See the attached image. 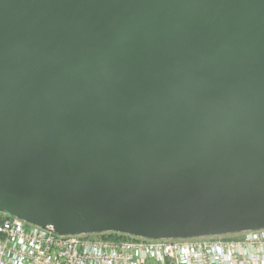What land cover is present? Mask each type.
Wrapping results in <instances>:
<instances>
[{
    "label": "water",
    "instance_id": "1",
    "mask_svg": "<svg viewBox=\"0 0 264 264\" xmlns=\"http://www.w3.org/2000/svg\"><path fill=\"white\" fill-rule=\"evenodd\" d=\"M0 211L61 235L264 228V0H0Z\"/></svg>",
    "mask_w": 264,
    "mask_h": 264
},
{
    "label": "built area",
    "instance_id": "2",
    "mask_svg": "<svg viewBox=\"0 0 264 264\" xmlns=\"http://www.w3.org/2000/svg\"><path fill=\"white\" fill-rule=\"evenodd\" d=\"M0 264H264V228L177 239L61 235L0 211Z\"/></svg>",
    "mask_w": 264,
    "mask_h": 264
},
{
    "label": "trees",
    "instance_id": "3",
    "mask_svg": "<svg viewBox=\"0 0 264 264\" xmlns=\"http://www.w3.org/2000/svg\"><path fill=\"white\" fill-rule=\"evenodd\" d=\"M100 236L103 238H113V239H122L129 237V235L121 234V233H116V232H107V233H100Z\"/></svg>",
    "mask_w": 264,
    "mask_h": 264
}]
</instances>
